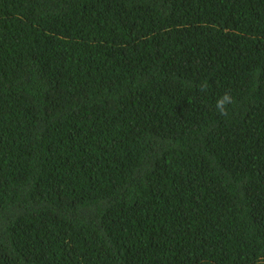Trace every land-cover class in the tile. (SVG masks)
Masks as SVG:
<instances>
[{"label": "trees", "instance_id": "16d2710c", "mask_svg": "<svg viewBox=\"0 0 264 264\" xmlns=\"http://www.w3.org/2000/svg\"><path fill=\"white\" fill-rule=\"evenodd\" d=\"M0 264H264V0H0Z\"/></svg>", "mask_w": 264, "mask_h": 264}, {"label": "clouds", "instance_id": "9594fccd", "mask_svg": "<svg viewBox=\"0 0 264 264\" xmlns=\"http://www.w3.org/2000/svg\"><path fill=\"white\" fill-rule=\"evenodd\" d=\"M207 84H201V91L206 90ZM234 103V99L229 92H225L222 94L220 98L216 101V110L221 116H228L229 115V108Z\"/></svg>", "mask_w": 264, "mask_h": 264}]
</instances>
